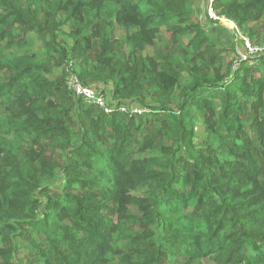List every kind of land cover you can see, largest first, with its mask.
Masks as SVG:
<instances>
[{
  "label": "trees",
  "instance_id": "1",
  "mask_svg": "<svg viewBox=\"0 0 264 264\" xmlns=\"http://www.w3.org/2000/svg\"><path fill=\"white\" fill-rule=\"evenodd\" d=\"M193 2L0 0V264H264V0L212 1L243 56Z\"/></svg>",
  "mask_w": 264,
  "mask_h": 264
},
{
  "label": "rangeland",
  "instance_id": "2",
  "mask_svg": "<svg viewBox=\"0 0 264 264\" xmlns=\"http://www.w3.org/2000/svg\"><path fill=\"white\" fill-rule=\"evenodd\" d=\"M213 1V0H212ZM211 5L210 4V0H208V5L205 4V0H194L192 8L193 11L195 13V15L197 16L198 20L202 23V25L206 28V32L207 35L209 36V38L218 41L219 43L227 46V47H233L235 48V51L237 52V54L242 55L243 56V50L240 47V43H239V38L240 36L237 33V29L235 27V25L223 18L218 19L214 16L212 10L210 11L209 9H211ZM205 9L207 12V15L209 16V18H212L213 20H218V25H213L210 26L209 23L206 21L205 18ZM201 13H198V12ZM61 31L63 32V34L61 35V38L64 39L66 41V43L70 46L72 43V39L70 37H66V35L68 34L69 30L66 27H61ZM165 34V32H163ZM115 34L117 38H122L124 36V32L123 30H121L120 28H115ZM191 39V36H187L184 37L181 40V43L186 44L189 40ZM26 41H27V45L26 47H28L29 49H32L34 53H37V57L40 58L42 61H47L48 58L44 56L43 52L44 50L42 48H40V43L38 42V40L36 39V37L32 34H28L26 36ZM248 41V39H247ZM249 42V41H248ZM250 44V42H249ZM251 46V44H250ZM252 47V46H251ZM153 49L149 48L148 49V54L153 53ZM231 56L234 58L233 54H231ZM71 62V65H69V63L66 66H62L58 69H54L52 72V75L54 77H57L61 74L64 75V84H65V89H64V96L63 94H59L60 100L61 102L67 101L68 95H72L70 90L67 88L66 85V72L65 69L66 68H70L73 72L78 70L79 67V63L77 61H69ZM89 67V66H88ZM91 89L96 90V92L98 91H102V87L101 85H89L87 86ZM73 98V97H72ZM77 101V100H76ZM197 133L199 134L201 132V125L198 122L197 126ZM198 141H201V137L198 138ZM49 144V142H48ZM61 154L62 152L57 148L56 146V142L50 143L49 145L46 146L45 148V157L47 158L48 162H55L58 161L60 162V158H61ZM57 177H58V181H55L53 183L50 184V187L55 190H60V188L63 186V180L60 178V172H57ZM19 241V240H18ZM26 242L22 243L19 242L20 246L25 245ZM25 249H20V252L18 253V257L19 258H23L25 256Z\"/></svg>",
  "mask_w": 264,
  "mask_h": 264
},
{
  "label": "built area",
  "instance_id": "3",
  "mask_svg": "<svg viewBox=\"0 0 264 264\" xmlns=\"http://www.w3.org/2000/svg\"><path fill=\"white\" fill-rule=\"evenodd\" d=\"M210 4H212V0H210ZM209 10L211 11V9ZM243 41L244 47L248 50L250 54L256 53L257 49L252 48L246 39H243ZM69 65H71V62H69ZM65 72L67 88L70 90L71 94L75 99L81 100L87 105H93L102 108L105 113L110 112V110L106 108L104 98L100 95L98 91L96 92V90L84 86L79 81V79L71 73L70 68H66Z\"/></svg>",
  "mask_w": 264,
  "mask_h": 264
}]
</instances>
